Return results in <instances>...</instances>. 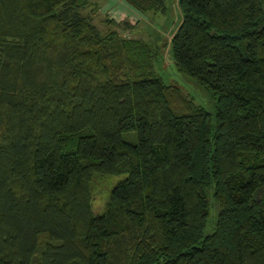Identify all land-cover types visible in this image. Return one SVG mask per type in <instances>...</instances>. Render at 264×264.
Masks as SVG:
<instances>
[{
    "label": "trees",
    "instance_id": "1",
    "mask_svg": "<svg viewBox=\"0 0 264 264\" xmlns=\"http://www.w3.org/2000/svg\"><path fill=\"white\" fill-rule=\"evenodd\" d=\"M84 4L0 0V264H264V0H176L171 59L213 110Z\"/></svg>",
    "mask_w": 264,
    "mask_h": 264
},
{
    "label": "rangeland",
    "instance_id": "2",
    "mask_svg": "<svg viewBox=\"0 0 264 264\" xmlns=\"http://www.w3.org/2000/svg\"><path fill=\"white\" fill-rule=\"evenodd\" d=\"M165 11H137L124 0H85L80 8L82 14L91 17L92 23L104 33L108 28H114L120 35L127 38H138L155 45L158 48L153 69L164 83L177 86L187 97L206 110H213L215 99L210 92L204 90L190 76L179 71L171 59L169 38L175 31L181 15L176 0H164ZM112 22H106V20ZM126 174L97 176L92 183L93 197L92 213H100L108 197V191L113 184L122 180ZM213 212L204 232L211 229Z\"/></svg>",
    "mask_w": 264,
    "mask_h": 264
}]
</instances>
